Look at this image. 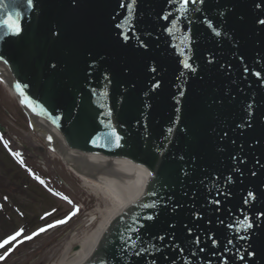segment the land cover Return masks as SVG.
Here are the masks:
<instances>
[{
    "label": "water",
    "instance_id": "95a60500",
    "mask_svg": "<svg viewBox=\"0 0 264 264\" xmlns=\"http://www.w3.org/2000/svg\"><path fill=\"white\" fill-rule=\"evenodd\" d=\"M0 3L27 113L25 97L68 148L149 175L83 264H264V0Z\"/></svg>",
    "mask_w": 264,
    "mask_h": 264
},
{
    "label": "rangeland",
    "instance_id": "374dc122",
    "mask_svg": "<svg viewBox=\"0 0 264 264\" xmlns=\"http://www.w3.org/2000/svg\"><path fill=\"white\" fill-rule=\"evenodd\" d=\"M0 121L6 128L11 148L20 152L16 157L33 166L43 179L36 175L28 185H21L12 176H6L3 180L7 183V191L2 190L0 198L6 199L14 208L2 202L0 206L3 205L7 216L18 225L24 223V216L29 219L36 216V225L29 232L38 230L47 222L50 225L53 223L52 227L39 233L36 238L19 246L16 252L8 255L0 264L59 263L66 259V252L73 243L81 241L98 227L102 221L100 214L93 223H90L89 215L99 213L100 207L104 211L108 201L102 196V188L94 180L91 179L87 184L70 169L53 149L54 146L42 129L21 106L16 93L3 82L0 84ZM3 194L8 197L2 196ZM83 205L85 211L75 218L76 214L72 213L78 207L83 208ZM69 217L70 221L61 225L60 221H66ZM14 222L10 223L14 225ZM73 253L70 251L69 255Z\"/></svg>",
    "mask_w": 264,
    "mask_h": 264
},
{
    "label": "bare ground",
    "instance_id": "6f19581e",
    "mask_svg": "<svg viewBox=\"0 0 264 264\" xmlns=\"http://www.w3.org/2000/svg\"><path fill=\"white\" fill-rule=\"evenodd\" d=\"M0 82L15 93L18 91V83L10 69L0 67ZM25 104L36 125L42 129L43 134L57 149L70 169L75 171L87 184L91 179L94 180L102 188V196L108 201L104 211L100 207L99 217H102V221L98 227L81 241L75 242L76 245H80V249L75 250V243H73L66 252V259L55 264L86 263L95 252L112 221L142 197L149 175L135 166L92 160L68 148L55 128L37 122L32 107L28 103ZM70 251L74 253L69 255Z\"/></svg>",
    "mask_w": 264,
    "mask_h": 264
},
{
    "label": "trees",
    "instance_id": "16d2710c",
    "mask_svg": "<svg viewBox=\"0 0 264 264\" xmlns=\"http://www.w3.org/2000/svg\"><path fill=\"white\" fill-rule=\"evenodd\" d=\"M2 126L3 125L0 121V192L2 190H6L7 183L3 180L6 176H12L13 180L16 182L20 181L21 185H28L32 178L36 175H38V177L43 180L41 177L42 175H40V173L37 172L33 166L28 165L24 159H19L16 157L19 156L16 155L18 151L11 148V145L6 136L7 134L6 132H3ZM13 162H15L14 165H12ZM28 170L30 172H28ZM46 184L48 185L47 182ZM2 196L8 197V195L6 196L5 194H3ZM0 202H2V204H7L10 208H14L3 197L2 199L0 198ZM15 202L17 205H19L17 201ZM0 213V243H3V241L7 240L9 237L15 236L17 233H20V235H18L15 240L10 241L8 244L4 245V247L0 248V256H3L5 259L8 255L16 252L19 246L36 238L32 236L33 233L37 230L35 229L32 232H29V230L35 227V221L37 217L35 216L34 219H29V217L24 216V223L18 225L7 216V210L3 209V205L0 206ZM10 222H14V225H12ZM48 224L49 222L45 223V225ZM26 237L32 238L26 239ZM4 259H0V263Z\"/></svg>",
    "mask_w": 264,
    "mask_h": 264
},
{
    "label": "snow or ice",
    "instance_id": "6c2138e0",
    "mask_svg": "<svg viewBox=\"0 0 264 264\" xmlns=\"http://www.w3.org/2000/svg\"><path fill=\"white\" fill-rule=\"evenodd\" d=\"M192 3H196L197 0H191ZM202 3L203 0H200ZM136 0H132V7L135 6ZM189 3V0H181V9L187 10V5ZM28 4L31 5V0H28ZM0 8H7V5L0 3ZM167 18V17H166ZM264 23V21H262ZM0 28H4L7 30V32H10L11 34L18 35L21 31V26L19 23V16L14 17L11 11H7L4 18H0ZM7 32L5 34H7ZM185 67H190L187 63L184 65ZM21 95H23V92H21ZM25 103H28L29 106H32V102L25 97ZM115 136V142L119 146V140L120 137L116 135L114 132L106 133L98 139H103L105 141H110L112 137ZM16 155H19L18 153ZM251 196V194H249ZM78 211V209H77ZM72 215H75V212L72 213ZM70 218V217H69ZM66 221H60V223H64ZM46 229H41L40 231H45ZM20 235V233H17L15 236L9 237L7 240L3 241V243H0V248L4 247V245L8 244L10 241H13L16 239V237ZM32 237H26V239H31ZM0 259H4L3 256H0Z\"/></svg>",
    "mask_w": 264,
    "mask_h": 264
}]
</instances>
